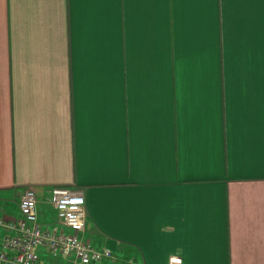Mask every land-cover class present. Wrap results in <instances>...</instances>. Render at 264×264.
I'll return each mask as SVG.
<instances>
[{"label":"crops","instance_id":"1","mask_svg":"<svg viewBox=\"0 0 264 264\" xmlns=\"http://www.w3.org/2000/svg\"><path fill=\"white\" fill-rule=\"evenodd\" d=\"M53 186L92 264H264V0H0V217Z\"/></svg>","mask_w":264,"mask_h":264},{"label":"built area","instance_id":"2","mask_svg":"<svg viewBox=\"0 0 264 264\" xmlns=\"http://www.w3.org/2000/svg\"><path fill=\"white\" fill-rule=\"evenodd\" d=\"M84 194L68 186H53L49 203L56 209L55 224L41 223L38 195L27 187L19 198L21 216L14 220L0 217L6 234L0 243V264H45L46 250L53 264H92L114 257L110 248L93 245L85 238L87 207ZM63 261V262H61ZM181 255H173L168 264H182Z\"/></svg>","mask_w":264,"mask_h":264},{"label":"bare ground","instance_id":"3","mask_svg":"<svg viewBox=\"0 0 264 264\" xmlns=\"http://www.w3.org/2000/svg\"><path fill=\"white\" fill-rule=\"evenodd\" d=\"M100 262V261H99ZM96 263V262H95Z\"/></svg>","mask_w":264,"mask_h":264}]
</instances>
